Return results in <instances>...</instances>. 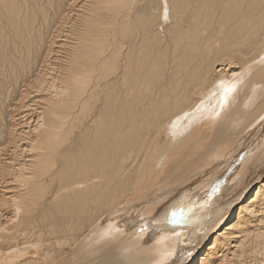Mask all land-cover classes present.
<instances>
[{
  "label": "bare ground",
  "instance_id": "bare-ground-1",
  "mask_svg": "<svg viewBox=\"0 0 264 264\" xmlns=\"http://www.w3.org/2000/svg\"><path fill=\"white\" fill-rule=\"evenodd\" d=\"M0 264H264V0H0Z\"/></svg>",
  "mask_w": 264,
  "mask_h": 264
},
{
  "label": "snow or ice",
  "instance_id": "snow-or-ice-1",
  "mask_svg": "<svg viewBox=\"0 0 264 264\" xmlns=\"http://www.w3.org/2000/svg\"><path fill=\"white\" fill-rule=\"evenodd\" d=\"M182 215H183L182 212L179 213V214L176 213V212H173V213H172V217H173V219H172L171 222H173V223H179V222H180L179 217L182 216Z\"/></svg>",
  "mask_w": 264,
  "mask_h": 264
},
{
  "label": "rangeland",
  "instance_id": "rangeland-1",
  "mask_svg": "<svg viewBox=\"0 0 264 264\" xmlns=\"http://www.w3.org/2000/svg\"><path fill=\"white\" fill-rule=\"evenodd\" d=\"M154 215V214H153ZM119 222V221H118ZM124 223L123 221H121V224Z\"/></svg>",
  "mask_w": 264,
  "mask_h": 264
}]
</instances>
